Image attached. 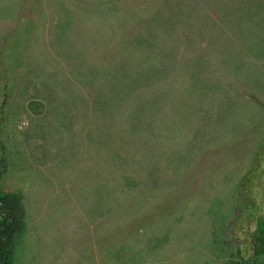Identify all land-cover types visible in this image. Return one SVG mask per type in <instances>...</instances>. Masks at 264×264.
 Instances as JSON below:
<instances>
[{
  "label": "rangeland",
  "instance_id": "374dc122",
  "mask_svg": "<svg viewBox=\"0 0 264 264\" xmlns=\"http://www.w3.org/2000/svg\"><path fill=\"white\" fill-rule=\"evenodd\" d=\"M5 182L13 264H264V0H0Z\"/></svg>",
  "mask_w": 264,
  "mask_h": 264
},
{
  "label": "trees",
  "instance_id": "16d2710c",
  "mask_svg": "<svg viewBox=\"0 0 264 264\" xmlns=\"http://www.w3.org/2000/svg\"><path fill=\"white\" fill-rule=\"evenodd\" d=\"M0 205V264H13L14 244L24 230L21 196L1 193Z\"/></svg>",
  "mask_w": 264,
  "mask_h": 264
},
{
  "label": "crops",
  "instance_id": "0c3cea01",
  "mask_svg": "<svg viewBox=\"0 0 264 264\" xmlns=\"http://www.w3.org/2000/svg\"><path fill=\"white\" fill-rule=\"evenodd\" d=\"M9 135L11 136V138H12V133L10 134H7V136L9 137ZM11 145V144H10ZM10 145H8V147H10ZM3 150H4V152H5V149L3 148ZM2 168H4L3 166H2ZM5 189H3V190H1V192L3 193V194H17V195H20V196H22V194H21V192L18 190L17 192L16 191H14V187H11L8 183H6L5 182ZM22 198H24L23 196H22ZM23 202H24V199H23Z\"/></svg>",
  "mask_w": 264,
  "mask_h": 264
},
{
  "label": "built area",
  "instance_id": "2783aa9c",
  "mask_svg": "<svg viewBox=\"0 0 264 264\" xmlns=\"http://www.w3.org/2000/svg\"><path fill=\"white\" fill-rule=\"evenodd\" d=\"M1 207H2V205H0ZM4 208H2V210H3Z\"/></svg>",
  "mask_w": 264,
  "mask_h": 264
}]
</instances>
